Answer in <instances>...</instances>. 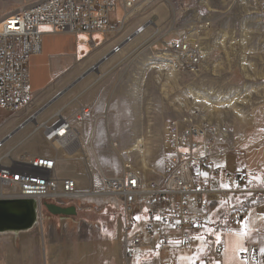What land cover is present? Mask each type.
<instances>
[{"label": "rangeland", "instance_id": "rangeland-1", "mask_svg": "<svg viewBox=\"0 0 264 264\" xmlns=\"http://www.w3.org/2000/svg\"><path fill=\"white\" fill-rule=\"evenodd\" d=\"M18 2L21 1L0 0V18L29 6L25 1ZM116 10L114 18L121 20L122 12ZM135 13L124 31L131 24L143 26L145 33L139 37L141 42L134 41L127 50L115 54V62L91 68L81 85L73 81L55 88L54 94L45 93L38 100L32 97L19 111L0 109V139L5 140L0 151L2 164L9 165L10 157L16 159L23 152L57 154L64 169H73L71 164L77 167L72 179L85 197L76 202L96 212L104 208L101 214H79L76 209V215L98 222L99 227L84 226L65 236L45 225L44 242L34 235L38 230L42 233L41 226L22 239L21 243L26 239V246L30 245L28 242L36 243L41 264L47 235L56 238V259L61 264H79L83 256L85 261L81 264H88L89 254L91 264H149L154 261L153 256L163 264H189V248L153 253L139 248L128 262L126 213L122 201L105 187V180L119 176L125 163L135 165L147 178L159 179L169 159L167 135L174 121L227 128L226 148L219 146L223 152L210 157L214 166L226 164L220 168L233 174L243 169L250 176L251 170L263 168L264 146H254L264 141V0H140ZM203 23L210 24L209 30L200 35L198 26ZM183 37L195 40L202 48L200 70L191 73L158 68L171 64V57L150 55L166 50ZM89 39L86 37L85 41L88 43ZM82 73L81 76L86 74ZM42 119H47L49 126L61 120L70 121L69 131L77 134L76 138L67 144L45 141L42 127L46 124L41 123ZM221 179L227 183L224 177L216 178L212 187H219ZM262 194L251 193L252 197ZM230 202L237 203L235 197ZM220 206L224 212L225 207ZM139 222L136 225H141V219ZM19 244L11 237L0 239V264H39L38 254V259L34 255L25 262L23 256L18 258ZM84 247H89L90 252L81 251Z\"/></svg>", "mask_w": 264, "mask_h": 264}, {"label": "built area", "instance_id": "built-area-1", "mask_svg": "<svg viewBox=\"0 0 264 264\" xmlns=\"http://www.w3.org/2000/svg\"><path fill=\"white\" fill-rule=\"evenodd\" d=\"M18 1L31 3L32 11L0 18V109L12 112L21 110L32 100L29 88L30 60L33 56L41 54L42 26L50 27L56 33L119 35L136 14V6L140 0ZM117 8L122 12L121 20L114 18ZM209 25L200 24L199 34L203 35ZM144 29L140 26L126 35L125 39L113 48L112 53H120L125 45L133 43L138 35L144 34ZM194 41L183 37L172 42L166 50L152 53L150 56L171 57V64L158 68L196 73L200 70L204 52ZM71 128L70 121L61 120L52 126L44 125L42 133L46 141L53 142L61 139V130L69 131ZM226 135L228 137L229 132L224 126L174 121L170 124L167 135L169 159L159 179L147 178L135 165L125 163L119 176L105 180L107 192L122 201L126 221L129 223L125 235V255L128 262L132 261L134 251L139 248L146 249L145 253L190 248L194 241L192 237L202 231L194 227V222L203 223L208 214L219 220V223L213 226L223 235L239 228L237 220H243L245 208L242 205L232 208L230 200L232 197L246 196L247 193L242 188L229 191L212 187L214 180L209 179L205 184L203 176L197 175L199 172H208L210 177H224L227 183L239 178L238 173H228L225 169L216 168L210 160L216 152H223L221 148L219 151V146L223 147ZM4 144L5 142L0 140V151L3 150ZM183 148H188L189 151L185 153L181 150ZM57 157L23 152L16 159L10 157L9 165L2 164L0 160V199L31 200L42 229V233L38 230L34 234L35 239H41L43 242L45 225L65 236L73 235L84 226L99 227L98 222L78 215H52L46 204L65 208L74 206L79 214L92 211L101 214L104 209L97 210V213L91 207L80 206L76 202L84 193L80 191L75 180L59 176ZM243 173L244 178L240 181L242 185L249 179L248 172ZM197 188L200 191H197ZM3 189L9 192L5 193ZM247 192L253 194L264 190L249 187ZM221 201H227L228 204L227 209L226 204H222L225 207L224 212L218 207ZM144 209L148 211L145 212ZM136 215H141V225H136L140 222L133 220ZM156 215L163 217V220L153 219ZM176 220L181 223L173 226ZM208 240L212 241L211 257L221 262V256L227 249L226 243L224 240L217 243L214 237H208ZM19 243L21 244V241ZM246 247L250 252L245 259L264 264V256L260 255L257 244L249 242ZM201 259H207V253ZM149 264L163 263L154 260ZM196 264H199V260ZM208 264H212L211 259Z\"/></svg>", "mask_w": 264, "mask_h": 264}, {"label": "crops", "instance_id": "crops-1", "mask_svg": "<svg viewBox=\"0 0 264 264\" xmlns=\"http://www.w3.org/2000/svg\"><path fill=\"white\" fill-rule=\"evenodd\" d=\"M120 20V19H118ZM133 27V25L129 24L126 31L119 35H113V34H104V36H98L96 34H93L92 36L81 33V34H71V33H56L52 31L50 27L42 26L40 28L41 32L43 33L42 38V51L41 54L37 56H33L30 60V91L32 93L33 98L36 100L40 99V97H43L42 95L45 93H50L53 91V94L55 92V88L65 86L69 82L77 81L76 85H81L85 80L88 78L87 73L90 71L91 68H96L99 64H108L113 63L117 60V56L112 53L113 48L116 45H119L123 39L128 35L130 32L132 33L137 27ZM146 29V28H145ZM145 33V32H144ZM96 36V37H95ZM89 37V42L87 43L85 41V38ZM102 38L104 41L101 43L100 38ZM138 36L136 37L135 41L141 42ZM89 47L88 49L86 47ZM129 45H125L122 49V52L128 49ZM121 54V53H120ZM112 61V62H111ZM86 72L83 76H81L83 73ZM57 84V85H56ZM75 85V84H74ZM56 86V87H55ZM76 87V86H75ZM73 91L76 89H72ZM59 111V108H58ZM41 123L46 124L49 126V122L47 119H42ZM243 141H241L242 143ZM240 143V142H239ZM238 145V144H237ZM264 146L263 139L259 141V143L254 146L262 147ZM253 146L248 147L249 149H254ZM24 151V150H23ZM25 151H28L25 150ZM245 154V150H243ZM31 152V151H30ZM34 152V151H33ZM23 154V153H22ZM21 153H18V155H22ZM48 156H54L53 154H49ZM57 157V163H58V174L61 176L63 173V176L61 177H69L73 178L77 174V167H75L73 164L70 166L73 169H64L63 165H61L59 155L55 154ZM264 160V157H262ZM223 167V165H221ZM262 169L256 168L251 170L252 176H259L261 178H264V162ZM65 170V171H63ZM230 171V170H229ZM232 172V171H230ZM233 172H237L233 171ZM255 183L257 181H252V187H261L262 189L264 186H256ZM264 185V184H261ZM245 206V211L243 212V220L251 219L254 222V227H258L260 229L259 232L253 233L252 238L248 239L245 243V247L247 243H255L259 246V248L264 247V220H257L256 216L257 213H264V194L258 195L257 197H251L245 201L243 204ZM221 209V207H219ZM221 211V210H220ZM57 234V233H55ZM30 234H23V235H5L1 236L0 239L5 237H11L13 241L22 240L26 237H29ZM54 235H47L45 236V244L47 243V246L45 248V257H41L44 261L42 264H61L57 263L56 255L57 251L59 250L58 245L55 244V239L53 237ZM224 236V242L227 245V249L225 252L228 253L227 256L224 255L225 252H223L221 256V262L220 264H231L233 257L235 256V253L232 251L231 244L236 239L235 236L231 235V233L223 235ZM222 236V237H223ZM31 239V237H30ZM35 242V239H33ZM26 239L19 245V248L16 250L17 254L19 255L18 258L22 257V260L25 262L26 258H31V256L36 255L37 259L39 256V264H41L40 255L38 252V249H36V246L34 244L36 243H30L28 242L29 246H26ZM25 242V243H24ZM35 246V247H34ZM199 247H200V241L196 240L192 246L189 248V251L187 252L189 254V257H193L195 254H199ZM89 247L82 248L81 251L84 252H90ZM191 249V250H190ZM37 250L38 253H32V251ZM176 250H188V249H172V251ZM70 251L64 253L68 254ZM38 254V256H37ZM173 255V254H172ZM205 254H201V257ZM66 256V255H64ZM36 257L34 258V261H36ZM88 264H91L89 261L91 260L90 254L87 256ZM24 258V259H23ZM154 260H157L160 262L159 258H154ZM84 262V256L81 260ZM176 261V260H175ZM248 261V264H259L257 261ZM70 261H67L62 264H71ZM81 262V263H82ZM38 263V262H37ZM79 263V264H81ZM7 264V261H6ZM20 264V262H18ZM23 264V263H22ZM74 264V262L72 263ZM236 264H239V261H236Z\"/></svg>", "mask_w": 264, "mask_h": 264}, {"label": "snow or ice", "instance_id": "snow-or-ice-1", "mask_svg": "<svg viewBox=\"0 0 264 264\" xmlns=\"http://www.w3.org/2000/svg\"><path fill=\"white\" fill-rule=\"evenodd\" d=\"M12 23L13 25L15 24V22H12ZM181 150L185 153L189 151L188 148H183ZM215 167L220 168L221 165L217 164L215 165ZM223 167H226V164ZM237 173L239 174V178L236 181L234 182L230 181L229 183H224L223 180L221 179L219 183V187L221 189L231 191L233 188H236V189L242 188L243 191L247 193L246 196H236L235 200L237 203L232 204L231 205L232 208H235L238 205H243L246 199L251 197V193H248L247 189L252 184L253 180L257 181L258 184H264V178H261L259 176L249 175V179L245 181L242 185L240 181H242L244 178L243 169H237ZM197 175L203 176L205 184L208 183L209 179H212V180L216 179L215 176L210 177L208 172H199L197 173ZM197 191H200V189L197 188ZM205 203H207V201H205ZM220 203L227 204V201H221ZM144 211L147 212L148 209H144ZM216 211L218 212L219 208H217ZM152 218L157 221L163 220V217L159 215H156ZM256 219L264 220V213H257ZM133 220L139 222L140 216L139 215L134 216ZM179 223H181V221L176 220L173 222V226ZM216 223H219V220L214 219L211 214H208L206 216V219L204 220L203 223L194 222V227L201 229L202 231L192 237V239L200 241V247H199V254H195L193 257L188 258L189 264H196L197 260H199V264H208L209 259L212 260V264H220V261L214 260L211 257L210 245L212 241L208 240V237H214L215 242L217 243L221 242V237L223 233L213 226ZM237 223L239 225V228L233 229L231 232V235L236 237V239L231 244L232 251L235 253V256L233 257L231 264H236L237 260L239 261V264H248V261L247 259H245V257L249 254L250 250L247 247H245V243L248 239L252 238L253 233L259 232L260 229L258 227H254V222L251 219V217L249 219H245L242 221L238 219ZM259 252L261 256H264V247L260 248ZM205 253H207V259H201V254H205ZM224 255L227 256L228 253L225 252Z\"/></svg>", "mask_w": 264, "mask_h": 264}, {"label": "water", "instance_id": "water-1", "mask_svg": "<svg viewBox=\"0 0 264 264\" xmlns=\"http://www.w3.org/2000/svg\"><path fill=\"white\" fill-rule=\"evenodd\" d=\"M55 216H71L75 214L74 207H59L53 204L45 205ZM36 219L33 202L29 199H0V231L5 229L30 228Z\"/></svg>", "mask_w": 264, "mask_h": 264}, {"label": "bare ground", "instance_id": "bare-ground-1", "mask_svg": "<svg viewBox=\"0 0 264 264\" xmlns=\"http://www.w3.org/2000/svg\"><path fill=\"white\" fill-rule=\"evenodd\" d=\"M24 11H32V4L31 3H29V6L26 8V9H24L23 11H21V12H18V13H16V14H22V12H24ZM206 30L208 29L209 30V27L207 26L206 28H205ZM145 30V29H144ZM205 30V32H207ZM138 36H140V35H138ZM123 49V48H122ZM122 51V50H121ZM120 51V52H121ZM119 54V53H118ZM151 68H153V67H151ZM198 99V98H197ZM8 111V110H7ZM11 112V111H10ZM64 133H66V134H64ZM76 135L77 134H75V133H72V131H65V130H61V134H60V138L61 139H57L56 141H59V142H63V143H68V142H71V141H73L75 138H76ZM64 136V137H63ZM45 139V138H44ZM0 140H2V139H0ZM3 142H5V140H2ZM46 141V140H45ZM48 142V141H47ZM53 142H55V141H53ZM50 143H52V142H50ZM225 145H226V143L223 145V148H226L225 147ZM142 167L146 170L147 169V166H146V164L145 163H143L142 164ZM84 197V196H83ZM81 199V198H80ZM79 200V199H78ZM77 201V200H76ZM73 207V206H72ZM75 208V207H74ZM78 212V211H77ZM74 215H76V209H75V214ZM73 216V215H72ZM41 223H40V221L37 219V217H36V219H35V222H34V224L32 225V227H30V228H22L21 230H23V232L22 233H19V232H17V231H15V230H18V229H5V230H2V231H0V237L1 236H5V235H23V234H30V235H32V233L35 231V230H37V229H39L40 228V225ZM18 241H21V240H18ZM16 242V241H15Z\"/></svg>", "mask_w": 264, "mask_h": 264}]
</instances>
